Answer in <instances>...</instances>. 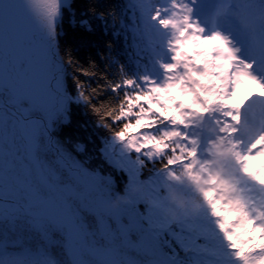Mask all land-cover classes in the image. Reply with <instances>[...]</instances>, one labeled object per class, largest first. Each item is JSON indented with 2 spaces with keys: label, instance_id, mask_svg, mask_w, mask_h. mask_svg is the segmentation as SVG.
<instances>
[{
  "label": "snow or ice",
  "instance_id": "obj_1",
  "mask_svg": "<svg viewBox=\"0 0 264 264\" xmlns=\"http://www.w3.org/2000/svg\"><path fill=\"white\" fill-rule=\"evenodd\" d=\"M196 3L127 0L131 24L120 27L134 38L132 70L113 59L114 78L88 88L73 76V95L74 61L59 48L66 12L76 24L72 0H0V221L54 225L72 264H264V163H255L264 157V0H218L211 31ZM78 26L92 30L86 19ZM249 85L256 91L241 97ZM105 92L109 101L94 104ZM73 103L108 133L100 153L126 178L122 190L53 134ZM118 198L127 202L113 208ZM217 202L237 213L227 224ZM245 224L261 243L237 237ZM0 264L54 261L0 242Z\"/></svg>",
  "mask_w": 264,
  "mask_h": 264
},
{
  "label": "trees",
  "instance_id": "obj_2",
  "mask_svg": "<svg viewBox=\"0 0 264 264\" xmlns=\"http://www.w3.org/2000/svg\"><path fill=\"white\" fill-rule=\"evenodd\" d=\"M126 4L127 0H72V12L75 14L76 24H73L72 17L66 12L60 28L59 48L61 54L71 53L74 61L72 66L67 67L66 79V86L73 95L76 91L73 76H78L81 81L86 82L88 88L103 85L105 81L100 79L102 75L109 79L114 78L118 73V64L113 63V59L124 64L129 71L132 70L133 53L130 49V36L127 28L120 27L121 20L126 25L131 21V11L125 14ZM95 13L104 14L108 22L107 27ZM111 14L115 15V20ZM83 19L90 22L91 31L78 26L79 21ZM114 32H118L119 35H114ZM78 68L95 71L96 76L80 75ZM112 96V93L105 92L95 98L93 103L107 102ZM68 115L69 122L57 123L53 134L72 152L75 159L90 170H98L103 175L111 174L122 190L126 178L109 168L100 153L102 139L108 133L98 126V117L90 107L77 103L71 104ZM77 145L82 147V151L75 150ZM29 220L30 218L23 216L14 222L0 221V242L5 244L7 251L12 253L27 251L37 256L47 257L54 261V264H72L65 247L64 233L51 224L47 225L42 232L34 228ZM86 220L90 227L95 223L94 217L86 216ZM130 255L135 257V253Z\"/></svg>",
  "mask_w": 264,
  "mask_h": 264
},
{
  "label": "clouds",
  "instance_id": "obj_3",
  "mask_svg": "<svg viewBox=\"0 0 264 264\" xmlns=\"http://www.w3.org/2000/svg\"><path fill=\"white\" fill-rule=\"evenodd\" d=\"M212 43V42H209V44ZM204 51H207V45L204 46ZM182 52H186L188 51V48L187 47H184L181 49ZM201 79V82L202 83H207V79L205 78H200ZM248 91H251V92H255L256 91V86L255 85H249V88H248ZM173 95H176L175 92L172 93ZM239 95L241 96L242 93L240 92ZM161 97H163V94H161ZM185 102H189L190 101V97H185ZM199 110V109H197ZM256 164H261V163H264V157H261L259 158L256 162ZM257 179L260 180L261 183H264V170L261 171V174L259 177H257ZM127 201H124L122 198H118L112 205L113 208H116L118 207L121 203H126ZM215 207L218 211V214H220L221 216H223L225 218V223L227 224L231 219L234 218L235 215H237V213H233V212H230L228 211V205H224V209L225 211L223 212H220V208H221V204L219 202H217L215 204ZM247 232L251 238L253 239V242L255 244H259L261 243V241L259 240V237L261 235L260 231H253L252 228H251V225L250 224H245L244 225V228L243 230H240V229H237L236 230V235L237 237H239L240 240H246L248 239V235H245L244 233Z\"/></svg>",
  "mask_w": 264,
  "mask_h": 264
},
{
  "label": "rangeland",
  "instance_id": "obj_4",
  "mask_svg": "<svg viewBox=\"0 0 264 264\" xmlns=\"http://www.w3.org/2000/svg\"><path fill=\"white\" fill-rule=\"evenodd\" d=\"M239 46H241V44H239Z\"/></svg>",
  "mask_w": 264,
  "mask_h": 264
}]
</instances>
